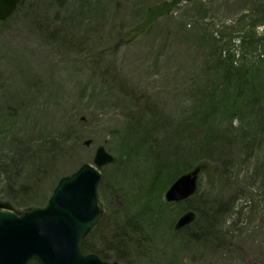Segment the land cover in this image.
<instances>
[{
  "label": "rangeland",
  "instance_id": "rangeland-1",
  "mask_svg": "<svg viewBox=\"0 0 264 264\" xmlns=\"http://www.w3.org/2000/svg\"><path fill=\"white\" fill-rule=\"evenodd\" d=\"M98 146L115 161L87 253L264 264V0H21L0 20V203L46 205Z\"/></svg>",
  "mask_w": 264,
  "mask_h": 264
},
{
  "label": "water",
  "instance_id": "water-1",
  "mask_svg": "<svg viewBox=\"0 0 264 264\" xmlns=\"http://www.w3.org/2000/svg\"><path fill=\"white\" fill-rule=\"evenodd\" d=\"M19 1L0 0V19L6 20ZM113 161L105 147L99 146L94 163H84L76 172L62 177L45 207L18 214L0 205V264H27L32 259L40 264H120L81 250L83 239L103 213L98 194L99 169ZM198 173L199 169L181 175L167 190L166 199L181 202L194 195ZM194 219L195 213L187 211L176 228Z\"/></svg>",
  "mask_w": 264,
  "mask_h": 264
},
{
  "label": "trees",
  "instance_id": "trees-1",
  "mask_svg": "<svg viewBox=\"0 0 264 264\" xmlns=\"http://www.w3.org/2000/svg\"><path fill=\"white\" fill-rule=\"evenodd\" d=\"M167 12L166 9V3L163 4H159L158 6L152 8L151 10L148 11V17L150 19V21L156 19L157 17L161 16L162 14H165ZM141 30L139 32H137L136 34L140 33ZM191 168H183L177 171L176 176L178 177L180 174H182L183 172L189 171ZM5 205L8 206L7 203H4ZM82 250L83 252L87 253L88 248L85 245V242L82 243ZM101 258L107 260V257L104 255H99ZM30 264H37L36 262H32Z\"/></svg>",
  "mask_w": 264,
  "mask_h": 264
},
{
  "label": "bare ground",
  "instance_id": "bare-ground-1",
  "mask_svg": "<svg viewBox=\"0 0 264 264\" xmlns=\"http://www.w3.org/2000/svg\"><path fill=\"white\" fill-rule=\"evenodd\" d=\"M137 203H138V204H140L141 202H140V201H138ZM145 210H146V209H145Z\"/></svg>",
  "mask_w": 264,
  "mask_h": 264
}]
</instances>
